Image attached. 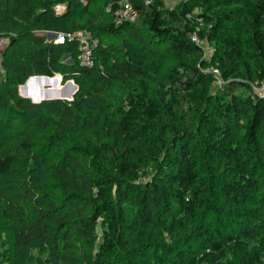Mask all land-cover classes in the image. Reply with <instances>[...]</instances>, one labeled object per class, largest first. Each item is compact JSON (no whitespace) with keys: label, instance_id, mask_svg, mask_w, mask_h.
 <instances>
[{"label":"trees","instance_id":"obj_1","mask_svg":"<svg viewBox=\"0 0 264 264\" xmlns=\"http://www.w3.org/2000/svg\"><path fill=\"white\" fill-rule=\"evenodd\" d=\"M121 1L138 9V21L106 23L105 5ZM145 1L0 2V35L9 39L0 89V126L6 128L0 137V216L13 240V250L0 248V264L20 254L24 264H115L117 248L129 246L128 240L122 243L125 235L139 240L154 227L172 236L181 231L186 245L198 239L205 250L197 261L184 250L165 261L156 249L162 247L143 244L145 253L156 249L158 264H264V95L231 82L220 95L224 99L208 96L213 113L210 102L198 109L190 105L192 93L203 85L205 95L208 82L197 65H205L203 49L190 37L200 19L198 33L214 40L246 15L240 28L264 53V0H189L174 12L166 0L150 6ZM61 3L67 9L59 15L55 7ZM211 6L229 10L219 17ZM196 8L201 13L193 15ZM79 30L99 40L92 68L80 66L75 43L58 46L36 33ZM239 32L223 39L214 62L234 66L241 59ZM162 45L172 64L160 89L143 94L139 81L148 70H161L149 61L148 48ZM65 54L70 64L62 60ZM234 73L224 70L225 78ZM250 74L243 78L264 80V68L262 78ZM31 76H62L80 91L72 101L36 104L19 92ZM34 82L28 84L31 96ZM69 134L75 142L64 149ZM145 138L164 154L162 160L158 152L145 155ZM150 160L153 176L142 181ZM231 250L237 263L228 261ZM131 255L123 257L127 264H134Z\"/></svg>","mask_w":264,"mask_h":264},{"label":"rangeland","instance_id":"obj_2","mask_svg":"<svg viewBox=\"0 0 264 264\" xmlns=\"http://www.w3.org/2000/svg\"><path fill=\"white\" fill-rule=\"evenodd\" d=\"M1 1H5V0H0ZM109 1V0H107ZM85 2V1H83ZM167 2V9L169 10V12H174L175 10H177L181 5L183 4H187L190 1H183V0H166ZM107 3V2H106ZM0 8H2L0 6ZM211 8V12L214 15H218L219 17H221L222 15H224L225 13L228 12L229 9L227 8H220V9H214ZM103 12L105 13L104 15V20H106V23H110L111 20L113 21V23H115L114 20V14H113V7L111 6V3L109 2L108 4L105 5V7L103 8ZM201 13V10L199 8H196L193 11V15H198ZM247 18V16L245 15L242 20L240 22H235V23H230L227 25V30H220L221 33V37L220 38H214V40L212 39H203L200 36V48L203 49V57L201 61H204L203 65L202 63H198V67L200 68V70L203 72V75L205 77H207V83L205 85V91L206 94L203 95L202 94V86H200L199 88H201L199 90V92L197 93H192L191 98V104L192 108L196 107L197 109L199 108V106L205 105V104H210L208 105V107L210 106V110L211 113H213L214 108H213V100L210 101L208 96H215V97H221L220 95L222 93H225V91L227 90L226 88L228 87V84L231 82H236V83H246L249 85V88H247L248 90L252 91V95H256L259 96V92L264 93V80L262 81H257V82H251L250 80H245L243 78L244 76V72L249 71L251 74V77H253L254 79H256V77H259L261 74V70L264 68V53L257 50L256 48H253V44L250 41L249 36L246 34V32H243V30L240 28V23L245 21ZM199 27V25L197 26ZM196 27V28H197ZM204 27V25L202 26V28ZM230 27L232 28V31L230 29ZM200 28V27H199ZM200 28V29H202ZM82 32H87L90 33L87 30H81ZM201 31V30H200ZM237 31L239 32V37H240V45L237 46L236 48L241 49V59L236 60L234 62V66H229V65H222L221 63H216L214 62V55H215V51H217L220 47H222V41L223 39H230L233 37V35H235ZM41 36H45L48 40H50L49 37V32H46L45 34H43L42 32H36ZM235 33V34H234ZM91 34V33H90ZM92 35V34H91ZM5 38V37H3ZM6 39V38H5ZM112 40V39H111ZM106 41V40H105ZM108 41H110V39H108ZM113 42V40H112ZM166 46L162 45L159 46V48H148V55H149V61L151 59L155 60V67H161L157 68L155 70L151 69L148 70L149 74H147V79L144 80H140V90L141 92L144 94H150L152 95L153 93H155L156 91H158L160 89V85H163L162 82V76L163 74L166 73V67L167 65L170 66L172 64L171 59L169 57V55L167 54L166 50H165ZM161 56L164 57L163 62H157V58ZM66 64H70L71 63V59H70V55L69 54H65L63 56L62 59ZM171 62V63H170ZM235 68V69H234ZM231 70L234 71V75H232L229 78H225L224 76V70ZM3 73L2 71H0V89L4 90L3 87ZM262 75V74H261ZM263 77V75L261 76V78ZM59 78V84L58 85V89H59V93L57 95H54L59 97V98H64V97H68L67 93L71 92V97L68 99H64V101H72L75 97V95L80 91V86H78L76 83H74L73 80H68V81H64L62 76H58ZM260 78V79H261ZM73 83V85H76V89L75 91H73L72 86L71 85H67L65 86L67 83ZM40 84H42L41 82L37 81L33 83V88H32V93H34L35 89H39L41 90V86ZM65 86V87H64ZM198 90V89H197ZM20 92V89H19ZM21 95V93H20ZM44 95V93L41 94V97ZM206 96L208 97V99L206 101H204V97L206 98ZM221 99H224L221 97ZM48 101H54L55 100H48ZM63 101V102H64ZM208 111V110H207ZM209 112V111H208ZM196 110H193V114H194V120H196L198 118ZM196 122V121H195ZM5 126L1 124L0 126V137H1V133L5 130ZM196 138L198 139L199 137L196 136ZM200 140V139H199ZM74 143V139L72 137V134H69L66 138L65 141H63V143H61V146L65 148H67V146L69 147L71 145V143ZM84 142V140L82 141V143ZM150 139H146L145 140H141V147H143L142 151H144L147 155L149 154V156H155V152H158V158H160V160H162V157L164 156V154L159 153V149L158 148H154L153 144L150 143ZM150 165L146 168V170H143L140 173V177L142 179V181H147L150 180V178L153 176L152 173L153 171L151 170L152 168V162L151 160L149 161ZM216 193V192H215ZM215 196L218 195V193L214 194ZM214 202L216 203L217 206H220L221 202L220 200L216 201L214 198ZM0 204H1V199H0ZM213 221L212 224V228H215V225H218V217L215 216V214L212 215L211 219L209 221ZM208 222V221H207ZM220 222V220H219ZM222 225H224L222 228L223 229H227V222H220ZM208 224L211 225V223L208 222ZM97 234L99 236V238H101L102 236V229L101 228H97ZM175 235L172 236L167 232H163L162 229L160 227H154L152 229H150L148 232H145V234L140 237L139 240H137L136 236H132L129 237L125 235V237L122 240V243L124 240H128V245L125 244V248H117V261L113 259V261H115V264H127V260L126 257L131 254L134 260V264H158L155 255H156V249L162 250L164 253V257H165V261H167V258L169 257H174V258H178L181 254V252L184 251H189V253H193L191 255V257L195 258V260L197 261V259H201V255L200 252L205 253V250L200 251L199 249V240L197 239L196 242H190L189 244H185V242L182 240V236L180 237V234L182 235V232H174ZM128 238V239H127ZM139 238V236H138ZM181 238V241L179 240ZM138 242H137V241ZM261 241L264 240V234L260 239ZM142 244V248H140V251L136 248H138L137 246ZM143 244L146 246H149L151 244H157L158 247H162V248H151L147 251V253H145V251L147 249H145L143 247ZM13 240L12 238L9 236L8 231H6V226H5V222L4 219L1 218L0 216V248L2 249V251H4L6 248H10L13 250ZM100 245V243H99ZM128 246V249H127ZM111 255H113V252H110ZM1 255V254H0ZM111 259L114 258V256H111ZM123 257L125 259H123ZM229 260L230 262L233 263H237L238 257H237V253L234 252V250L229 251ZM123 259V260H122ZM27 262V261H26ZM11 264H24L25 263V259L22 257V255H17L15 257H13V260L10 261ZM114 264V263H113Z\"/></svg>","mask_w":264,"mask_h":264},{"label":"built area","instance_id":"obj_3","mask_svg":"<svg viewBox=\"0 0 264 264\" xmlns=\"http://www.w3.org/2000/svg\"><path fill=\"white\" fill-rule=\"evenodd\" d=\"M154 0H146L145 3L147 6L152 5ZM189 1V0H183ZM113 7V14L116 26H122L126 23H135L138 21L139 18V11L136 7L133 6L132 3L127 1H121L118 3V6ZM65 4H57L55 7V11L57 14L61 15L66 10ZM204 25L202 19H200L199 27L202 28ZM197 27L193 32H191L190 37L192 38L193 42H195L198 46H200V33H198L201 29ZM57 35L51 39L55 45H62L67 42L75 43L77 45L78 50V63L81 67L84 68H92L95 66L94 60V51L99 45V40L92 36L90 33L82 32L79 30L76 33L65 34V33H56ZM5 37V38H3ZM9 39L7 36L0 35V71L5 72L2 67L3 63V52L8 46ZM26 82V81H25ZM264 92V91H263ZM264 93L259 92V96H263Z\"/></svg>","mask_w":264,"mask_h":264},{"label":"water","instance_id":"obj_4","mask_svg":"<svg viewBox=\"0 0 264 264\" xmlns=\"http://www.w3.org/2000/svg\"><path fill=\"white\" fill-rule=\"evenodd\" d=\"M57 34L49 32L50 40L53 39ZM71 61V60H70ZM32 79H36L37 81L41 82V90L35 89L34 96H31L28 88V84ZM59 84V78L58 77H45V76H31L26 80L24 84L20 87V93L21 96L25 99L30 100L31 102H34L36 104H40L43 102H48V100H55V101H64V99H68L71 97V92L67 93L68 97L59 98L57 96L54 97V95H57L59 93L58 85ZM71 85L73 88V91L76 89V85H73V83H67L65 86ZM64 86V87H65ZM26 90V91H25ZM44 93V95L41 97V94ZM116 192V186L114 188V194Z\"/></svg>","mask_w":264,"mask_h":264},{"label":"crops","instance_id":"obj_5","mask_svg":"<svg viewBox=\"0 0 264 264\" xmlns=\"http://www.w3.org/2000/svg\"><path fill=\"white\" fill-rule=\"evenodd\" d=\"M67 7V6H66ZM67 9V8H66ZM52 33H54V32H52ZM56 34V33H55Z\"/></svg>","mask_w":264,"mask_h":264}]
</instances>
